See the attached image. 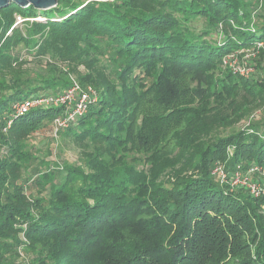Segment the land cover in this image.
Returning <instances> with one entry per match:
<instances>
[{"label": "trees", "instance_id": "1", "mask_svg": "<svg viewBox=\"0 0 264 264\" xmlns=\"http://www.w3.org/2000/svg\"><path fill=\"white\" fill-rule=\"evenodd\" d=\"M72 80L96 101L59 167L30 140L62 108L12 106ZM263 106L264 0L0 9V264H264V195L230 186L253 166L264 185Z\"/></svg>", "mask_w": 264, "mask_h": 264}, {"label": "built area", "instance_id": "2", "mask_svg": "<svg viewBox=\"0 0 264 264\" xmlns=\"http://www.w3.org/2000/svg\"><path fill=\"white\" fill-rule=\"evenodd\" d=\"M232 60V61H231ZM229 67L235 65L234 58L229 57L226 61ZM240 75L243 77H248L250 74L249 69L237 68ZM96 101V93L93 89L81 88V85L76 80H72L71 86L63 90L61 93L49 95V96H39L32 99H25L19 103L12 106L14 117L24 115L31 110L40 108H62L63 112L53 121V136H56L59 131L65 129L69 122L74 120L77 116L82 115L87 106ZM264 110V106H263ZM11 121H8V125ZM259 169L255 166L250 167L245 172L240 171V168L236 170L233 175V179L230 181V186L232 187H244L249 191L252 196L260 197L264 195V185L259 183H253L250 177L253 173ZM214 172L218 173L220 178L223 180L226 175L221 169H216Z\"/></svg>", "mask_w": 264, "mask_h": 264}, {"label": "rangeland", "instance_id": "3", "mask_svg": "<svg viewBox=\"0 0 264 264\" xmlns=\"http://www.w3.org/2000/svg\"><path fill=\"white\" fill-rule=\"evenodd\" d=\"M21 21L22 20L20 18H17V22H21ZM251 57H253V55ZM251 57L250 54L248 53L236 54L234 56L235 65L231 66L229 69L238 75H240V73L237 70V68L249 69L250 70L249 74L251 75L254 71L249 64L250 61L249 59H251ZM241 58L242 59L246 58L248 60L241 62ZM246 124L247 122L242 123L237 127L241 129L245 127ZM30 143L32 144V147L34 146V148H36L33 151L38 159H43L45 161H53L54 163L58 164L59 167L63 166L66 163L72 165L82 163L79 157V152L77 147L71 142L62 141V139L58 138L57 135L53 136L50 130L35 134L32 137V140H30Z\"/></svg>", "mask_w": 264, "mask_h": 264}, {"label": "water", "instance_id": "4", "mask_svg": "<svg viewBox=\"0 0 264 264\" xmlns=\"http://www.w3.org/2000/svg\"><path fill=\"white\" fill-rule=\"evenodd\" d=\"M58 0H0V9L5 8L10 3L15 4L19 8H26L32 6L39 11H46L54 8Z\"/></svg>", "mask_w": 264, "mask_h": 264}]
</instances>
